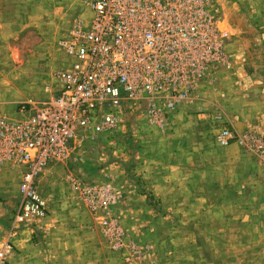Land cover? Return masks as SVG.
Listing matches in <instances>:
<instances>
[{
	"label": "rangeland",
	"instance_id": "374dc122",
	"mask_svg": "<svg viewBox=\"0 0 264 264\" xmlns=\"http://www.w3.org/2000/svg\"><path fill=\"white\" fill-rule=\"evenodd\" d=\"M90 1L6 0L12 20L0 22V114L13 118L19 103L49 99L54 73L67 58L60 41L89 23ZM206 2L229 31L225 62L163 126L143 114L129 116L112 133L77 141L67 158L52 162L48 168H56L38 182L47 216L13 237L11 264H264V0ZM222 128L253 138L222 145ZM187 129L219 151L212 157L221 162L216 172L184 176L182 161L192 163L186 151H195ZM150 159L155 183L160 172L173 181L161 185L162 194L142 177L139 165ZM4 170L20 179L10 164L0 170V242L19 202V179ZM53 201L58 220L50 217Z\"/></svg>",
	"mask_w": 264,
	"mask_h": 264
},
{
	"label": "built area",
	"instance_id": "2783aa9c",
	"mask_svg": "<svg viewBox=\"0 0 264 264\" xmlns=\"http://www.w3.org/2000/svg\"><path fill=\"white\" fill-rule=\"evenodd\" d=\"M90 2L89 23L77 24L60 41L67 58L54 73L49 99L19 103L13 118L0 114V170L10 164L20 172L19 202L0 242V264H11L20 228L47 216L38 182L52 162L67 158L77 141L112 133L129 116L143 114L163 126L226 60L229 31L206 0ZM252 138L230 128L217 134L222 145Z\"/></svg>",
	"mask_w": 264,
	"mask_h": 264
},
{
	"label": "crops",
	"instance_id": "0c3cea01",
	"mask_svg": "<svg viewBox=\"0 0 264 264\" xmlns=\"http://www.w3.org/2000/svg\"><path fill=\"white\" fill-rule=\"evenodd\" d=\"M5 12H6V0H0V22L4 23L6 20H12L11 18L6 17ZM3 28L5 29V27H3ZM4 36H5V32L2 31L0 34V37H4ZM188 131L189 130L187 129L186 133L190 136V138L189 139L186 138V140H188L189 142H190V140H191V142H195V151H192V149H189V148H188V151H186L187 152L186 154H188L191 157L192 163L187 160L189 157H187L185 159V161H182V164H184L183 165L184 170L186 168L184 176L187 177L189 175V173H192L193 175L196 174L198 177H200V176L205 177L207 174L216 172L217 171L216 168L221 166V162L218 160H212V157L215 156L214 155L215 152H219V151L215 150L213 147H211V145H209L210 141H208V139L205 136L200 137L199 135H197L198 133H196L195 134L196 136L193 138L191 136L192 133H190ZM172 164H170L172 169L173 168H180L178 166H173ZM191 164H193L195 166V168H192ZM139 166H141L140 170H142V177L144 178V181H145L147 187L150 190H153L154 193H158V194L164 193V190L161 189L162 188L161 185L165 182H168L169 184L173 185L172 179H170V181H166V180H168V179H166V174H162L161 172L156 179L160 183L157 184V182L155 183L152 180V168H153L152 159L145 161L144 164H140ZM55 168H56V165L53 164L47 169V171L48 170L50 171L52 169L54 170ZM154 168H153V170H154ZM3 174L5 176L10 177L11 179H13V177H15L16 179L18 177V179H19V175H18V173H16L15 170H12V171L10 170L7 172L4 170ZM48 175H49V173H46L42 177L43 186L45 188H47L46 184H48L50 187V183H49L50 180H49ZM164 179H165V181L163 182ZM165 185H166V183H165ZM165 187H166V189L168 188V186H165ZM172 188H174V187H172ZM18 191H19V183H16L14 186V192L18 193ZM134 191H135V189L131 190V192H134ZM134 194H137V193L134 192ZM49 206H51L50 207V211H51L50 217L52 219L55 218V220H58V218L60 217V211L57 210L59 207V203L57 204L56 201H53V203H51ZM55 222H57V221H55ZM85 227H86V225H85Z\"/></svg>",
	"mask_w": 264,
	"mask_h": 264
}]
</instances>
